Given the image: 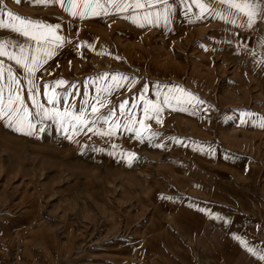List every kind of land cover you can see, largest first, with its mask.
Masks as SVG:
<instances>
[{
  "label": "crops",
  "instance_id": "1",
  "mask_svg": "<svg viewBox=\"0 0 264 264\" xmlns=\"http://www.w3.org/2000/svg\"><path fill=\"white\" fill-rule=\"evenodd\" d=\"M210 1L216 3L203 0L211 5ZM62 2L70 6V0ZM121 2L128 5L126 12L109 8L81 19L61 4L3 0L5 11L42 25H59L56 35L61 38L51 42L48 36L47 43L41 38L40 47L53 49L54 54L44 57L34 74L0 57L7 96L11 68L29 113L37 111L28 98L29 81L44 107L73 115L83 111L88 124L79 135L101 141L85 142L81 149H100V161L107 166V160L114 158L118 174H123L117 182L139 183L143 215L129 227L131 235L118 240L115 262L101 264H264L248 251L250 247L264 252V110L261 114L221 108L220 103L234 102L236 97L227 92L225 83L214 81V75L221 80L216 71L222 69V61L215 57L220 52L197 40V30L189 28L198 20L190 13L195 5L191 0H168L170 22L165 25L161 20L158 26L144 20L147 8L134 6L150 0ZM157 7L161 5H153V11ZM125 16H135L136 22ZM151 19L155 21V15ZM0 40L10 41L9 50L14 52L20 45L37 47L36 40L8 29H0ZM57 80L64 83L58 85ZM45 84L48 96L56 94L52 104L44 95ZM145 99L161 110L157 113L149 106L145 112ZM123 101L127 103L122 113ZM92 104H97L95 114ZM109 112L108 123L97 119ZM229 112L252 115L224 122ZM206 118L213 119V127H205ZM35 121L38 134L48 133V127L59 135L74 133L71 127L65 133L51 118ZM113 121L119 124L115 134L104 135ZM217 122L222 126L218 128ZM125 125L139 130L143 138ZM128 154L133 160L126 164Z\"/></svg>",
  "mask_w": 264,
  "mask_h": 264
},
{
  "label": "rangeland",
  "instance_id": "2",
  "mask_svg": "<svg viewBox=\"0 0 264 264\" xmlns=\"http://www.w3.org/2000/svg\"><path fill=\"white\" fill-rule=\"evenodd\" d=\"M191 11L198 20L189 28L197 30V40L220 52L215 57L222 61V69L216 71L221 80L214 75V81L225 83L236 97L220 103L221 108L262 114L264 6L250 28L244 16H239L238 23L244 24L239 27L207 14L197 18L195 5ZM4 82L0 87L6 100ZM235 117L241 120L238 112H229L224 122ZM212 122L206 118L205 127H213ZM33 123V134L27 135L0 118V264L115 262L118 240L129 237V227L143 215L139 183L117 182L123 174H118L114 158L107 166L100 161V150L81 149L85 142L97 143L100 138L59 135L48 126V133L38 134L35 119ZM132 160L126 157L125 163Z\"/></svg>",
  "mask_w": 264,
  "mask_h": 264
},
{
  "label": "snow or ice",
  "instance_id": "3",
  "mask_svg": "<svg viewBox=\"0 0 264 264\" xmlns=\"http://www.w3.org/2000/svg\"><path fill=\"white\" fill-rule=\"evenodd\" d=\"M17 3L20 0H16ZM34 3L38 4H49L56 3L61 4L66 12H68L71 16H79L81 19L84 18L85 15L98 14V10H105L109 8H114L117 12H126L128 10V5L126 3L122 4L121 0H106V3H101V0H81V3H78L77 0H70V6H65L62 0H33ZM215 2L219 5H222L223 8H212L209 3L203 2V0H191L192 4H195L196 8L199 10L196 13L197 18H203L205 14L212 18H219L225 23H231L233 25L244 27L243 23H238V17L244 16L247 18L246 23L250 28L253 23H255L258 14L262 10V0H215ZM159 4L161 7L155 8L153 11V5ZM136 8H147L148 10L144 13V20L147 23H153L158 26L161 20L165 25L170 22L172 15V5L168 3V0H150V3H136L134 5ZM92 11L89 12L88 10ZM155 15V21L151 19V17ZM125 19H131L133 22H136V17H123ZM143 26V24H141ZM59 28V25H42L37 22L28 20L26 18H22L17 16L16 14L3 10V0H0V29H8L19 35L30 38L32 40L37 41V47L34 49H26L23 45L19 46V51L14 52L9 50L10 41L0 40V57L6 56L9 60L15 61L17 65H20L26 73L34 74L37 70V67L44 61V57L51 56L54 54L53 49H45L40 47V40L43 37L45 42L47 41V37L51 36L52 41L55 42L60 40L61 38L56 35V30ZM264 43V41H262ZM89 47H91L89 45ZM43 52V55H38V53ZM4 66L3 62L0 61V83L3 82L4 79ZM8 76V97L7 100L4 98V89L0 87V118H3L7 121V126L12 128L14 131L32 135L35 124L33 120L35 117H40L41 120L51 118L56 121L58 128H63L65 133H68L69 128L71 127L72 131L79 135L82 130V126L88 124V117L85 115L83 111H81L78 115H73L68 110L60 112L54 108H47L43 105L39 104L37 101L38 92L34 93L32 90L31 82L29 81V99L32 100L33 107L37 109L36 113L33 115L29 113L28 109L24 107L21 96H20V81L13 75L11 68L7 69ZM117 77L113 76V80H116ZM123 79H127L124 77ZM56 84H63L64 82L61 80H57ZM117 86H120L117 84ZM45 89V97L48 99L49 104H52L55 100V95L48 96L49 85H44ZM99 91V90H98ZM184 93V95L191 96L190 93L184 92L183 89L180 90ZM87 95V93H85ZM143 98V97H142ZM193 99H195L193 97ZM102 105V101L100 102ZM127 101H123L120 103V109L123 113L125 111V105ZM135 100H133V105H135ZM164 103L168 104V97L165 95ZM145 112L149 111V106H152V110L155 112H159L161 109L155 105L150 100L145 99ZM92 112L95 114L97 112V104L91 105ZM241 120L245 115L251 116V113L241 112ZM32 116L30 119L29 117ZM112 113L109 112L108 116L101 115L98 117V120H102L104 123H108ZM75 121V122H73ZM143 122L141 121V124ZM95 125V121L93 125L88 128L89 131H92ZM264 127V123L261 124ZM119 127V124L116 121H113L109 124L108 131L103 132L104 135H113L115 134L113 129ZM125 128L128 131H136L138 138H143L140 135V131L129 126L125 125ZM43 131V128H41ZM97 134H101V130H97ZM68 139H72L71 135H68ZM179 142V141H177ZM99 151L100 149H96ZM133 154H128V158L131 159ZM203 211V210H202ZM226 224L227 220L224 221ZM236 239H240L236 237ZM240 243L242 245L245 242L240 239ZM248 251L252 253L254 256H257L260 260L264 261V252H258L253 248H248Z\"/></svg>",
  "mask_w": 264,
  "mask_h": 264
},
{
  "label": "built area",
  "instance_id": "4",
  "mask_svg": "<svg viewBox=\"0 0 264 264\" xmlns=\"http://www.w3.org/2000/svg\"><path fill=\"white\" fill-rule=\"evenodd\" d=\"M56 142L59 143L60 142V139H57Z\"/></svg>",
  "mask_w": 264,
  "mask_h": 264
},
{
  "label": "bare ground",
  "instance_id": "5",
  "mask_svg": "<svg viewBox=\"0 0 264 264\" xmlns=\"http://www.w3.org/2000/svg\"><path fill=\"white\" fill-rule=\"evenodd\" d=\"M57 140V139H56Z\"/></svg>",
  "mask_w": 264,
  "mask_h": 264
}]
</instances>
